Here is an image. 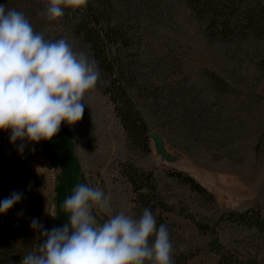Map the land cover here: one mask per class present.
Segmentation results:
<instances>
[{
  "label": "rangeland",
  "instance_id": "1",
  "mask_svg": "<svg viewBox=\"0 0 264 264\" xmlns=\"http://www.w3.org/2000/svg\"><path fill=\"white\" fill-rule=\"evenodd\" d=\"M114 1L119 15L140 32L151 79L162 87L156 99L139 101L147 129L161 136L164 153L149 136L131 139L104 92L108 78L100 69L95 89L83 97L82 119L62 122L51 140L13 144L10 130L0 131V170L34 181L35 219L47 229L68 220L59 214L67 189L57 198L64 166L71 169L74 186L85 183L110 194L114 213L138 217L149 208L157 225L169 230L173 257L185 256V264H216L215 237L242 264H264V232L229 216L253 209L264 219V77L255 64L263 43L256 37L230 44L209 39L187 0ZM46 2L0 0L23 12L45 38H65L92 57L66 18L49 21L43 15ZM208 69L226 86L213 82ZM175 170L194 177L210 194L191 189L171 174ZM131 179L143 186L136 189ZM10 183L2 178V199Z\"/></svg>",
  "mask_w": 264,
  "mask_h": 264
},
{
  "label": "clouds",
  "instance_id": "2",
  "mask_svg": "<svg viewBox=\"0 0 264 264\" xmlns=\"http://www.w3.org/2000/svg\"><path fill=\"white\" fill-rule=\"evenodd\" d=\"M88 0H47L43 15L64 17L65 9L86 7ZM101 76L98 62L77 51L65 38H45L26 15L0 4V131L10 130V142L38 143L56 136L62 122L80 121L83 97ZM23 153L25 145H17ZM23 192L0 201V213L20 202ZM68 217L62 227L47 229L37 219L31 228L42 243L20 264H175L166 225H157L145 207L138 217L114 213L111 196L99 187L76 184L61 204Z\"/></svg>",
  "mask_w": 264,
  "mask_h": 264
},
{
  "label": "trees",
  "instance_id": "3",
  "mask_svg": "<svg viewBox=\"0 0 264 264\" xmlns=\"http://www.w3.org/2000/svg\"><path fill=\"white\" fill-rule=\"evenodd\" d=\"M187 4L203 22L205 35L209 39L229 44L237 40L247 41L249 37H256L261 41L263 44L256 51L255 64L264 77V0H187ZM116 7L114 0H88L84 8L65 9L64 18L71 23L72 33L88 45L99 68L106 72L108 80L104 92L112 101L124 129L131 139L141 142L147 139L149 131L139 99H156V95L162 92V87L151 79L154 76L152 65L150 67L147 63L149 56L142 47L146 43L140 37V32L119 15ZM208 71L213 82L226 86L227 81L217 72ZM63 168L57 187V198L60 200L65 192L64 188L70 195L74 187L71 169ZM171 174L188 184L191 189L208 193L191 175L180 170L171 171ZM2 178L11 182L8 196L14 191L23 192L24 195L11 209L0 213V264H19L24 255L41 243L30 226L36 216L35 192L32 188L36 185L32 183L33 180L25 181L16 172L4 173L0 170V191ZM131 180L136 189L143 186L142 183L137 184L135 179ZM3 200L0 197V201ZM61 213L63 214L59 206V214ZM257 214L259 213L253 209H246L231 212L229 216L236 223L255 226L264 232V219ZM213 245L217 246L216 264H242L243 261L221 245L217 237L213 239ZM174 260L175 264H185L186 258L178 254Z\"/></svg>",
  "mask_w": 264,
  "mask_h": 264
},
{
  "label": "water",
  "instance_id": "4",
  "mask_svg": "<svg viewBox=\"0 0 264 264\" xmlns=\"http://www.w3.org/2000/svg\"><path fill=\"white\" fill-rule=\"evenodd\" d=\"M149 137L153 138L155 141V145L157 147V149L161 152L164 153V149H163V141L161 136L155 132V131H150L149 132Z\"/></svg>",
  "mask_w": 264,
  "mask_h": 264
}]
</instances>
